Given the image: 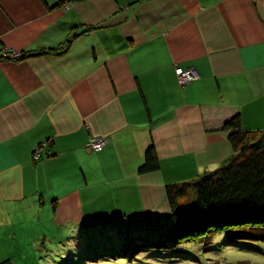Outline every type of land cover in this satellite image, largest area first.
Masks as SVG:
<instances>
[{"label":"crops","instance_id":"obj_1","mask_svg":"<svg viewBox=\"0 0 264 264\" xmlns=\"http://www.w3.org/2000/svg\"><path fill=\"white\" fill-rule=\"evenodd\" d=\"M56 3L0 0V262L49 227L169 217L167 185L233 154L225 123L264 133V0Z\"/></svg>","mask_w":264,"mask_h":264},{"label":"trees","instance_id":"obj_2","mask_svg":"<svg viewBox=\"0 0 264 264\" xmlns=\"http://www.w3.org/2000/svg\"><path fill=\"white\" fill-rule=\"evenodd\" d=\"M81 1L84 0H57L56 6ZM66 49L67 46L57 50ZM27 56L22 54V58ZM222 132L233 149L226 161L195 179L165 187L171 244L208 243L213 234L220 232L228 233L231 239L264 241V133L244 130L239 116L225 123ZM158 167L151 147L139 172ZM190 193L196 197L193 206L183 203ZM0 264L13 263L7 259Z\"/></svg>","mask_w":264,"mask_h":264},{"label":"rangeland","instance_id":"obj_3","mask_svg":"<svg viewBox=\"0 0 264 264\" xmlns=\"http://www.w3.org/2000/svg\"><path fill=\"white\" fill-rule=\"evenodd\" d=\"M9 56L12 52L4 58ZM183 203L193 206L195 195L190 193ZM170 228L169 217L162 215L126 216L87 229L49 227L37 243L24 244L25 255L17 252L12 260L14 264H264V241L231 239L220 232L208 243L171 244Z\"/></svg>","mask_w":264,"mask_h":264},{"label":"built area","instance_id":"obj_4","mask_svg":"<svg viewBox=\"0 0 264 264\" xmlns=\"http://www.w3.org/2000/svg\"><path fill=\"white\" fill-rule=\"evenodd\" d=\"M12 56H9L10 59H19L20 55L13 51ZM9 55V54H8ZM6 55V56H8ZM175 74L177 81L180 86L188 85L189 83L198 79V74L193 67L181 68L177 67L175 69ZM105 140L101 137H91L86 144V148L91 152H100L105 147ZM47 142L41 143L34 148L33 151V160H40L43 157V151L46 147Z\"/></svg>","mask_w":264,"mask_h":264}]
</instances>
